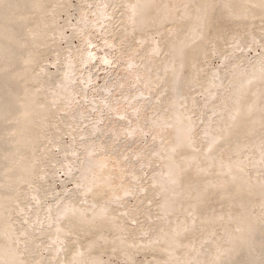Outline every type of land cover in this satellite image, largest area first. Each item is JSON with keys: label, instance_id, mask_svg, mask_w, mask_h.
I'll list each match as a JSON object with an SVG mask.
<instances>
[{"label": "bare ground", "instance_id": "6f19581e", "mask_svg": "<svg viewBox=\"0 0 264 264\" xmlns=\"http://www.w3.org/2000/svg\"><path fill=\"white\" fill-rule=\"evenodd\" d=\"M85 3L123 65L139 58L113 85L136 114L120 129L82 127L98 108L129 116L128 104L124 116L109 101L75 97L74 83L91 79L76 67L94 58L69 47L88 35ZM59 14L70 17L57 24ZM254 46L262 53L247 62ZM211 57L221 68L206 67ZM144 134L152 144L123 164L122 150ZM76 141L86 142L80 153ZM56 167L72 187L43 205ZM112 260L264 264V0H0V264Z\"/></svg>", "mask_w": 264, "mask_h": 264}, {"label": "rangeland", "instance_id": "374dc122", "mask_svg": "<svg viewBox=\"0 0 264 264\" xmlns=\"http://www.w3.org/2000/svg\"><path fill=\"white\" fill-rule=\"evenodd\" d=\"M69 2L72 4V5H75V3H76V0H69ZM85 9L84 10H92V5L91 4H89V3H85ZM89 5V6H88ZM73 8V7H72ZM72 8H70V10L67 12V13H69L70 14V16L68 15V16H63V14H59L58 16H59V18L58 19H61L60 21L58 20V19H56V22H58L57 24H59L62 20L64 21L65 19H68V17H70L68 20H67V23H73V21H74V19H76L75 17H77V15H76V12H74V11H72L73 9ZM87 10L86 11H84V14L86 15V18L88 19V22H90L91 23V26L89 27V28H86V30L89 32V31H91V32H86V30H85V33L86 34H88L87 36H86V40L83 42V43H80V40L79 39H77V38H73V39H70V42H69V47H71L73 50H80V51H82V52H85V51H87L88 50V52L90 51L93 55H94V58H93V61L92 60H90V62L89 61H86L85 63H83V65H81L80 67H76V71L78 70V72H80L81 74H84V71H85V73H91V75H90V73H89V77L93 80H91L90 79V81L83 87V85H82V82L80 81V80H78V81H76L75 83H74V86H73V88H74V90L76 91V95H75V97H77V98H81V99H95V101H97L96 99H98V102H107V101H109V103L110 104H115L114 105V109L116 110V111H118L119 109V111L121 112H123V115L124 116H126L125 114H126V112H127V115L129 114V116L130 115H132V116H126V118L124 119V121H123V118H117V117H115V116H109V114L106 112V111H104L105 109L103 108H98L97 110H98V112L95 110V111H90V112H86V110H85V108L83 109V111H84V113L86 112V114H85V122L83 123V124H85V125H83L82 127H87L89 124H91V122L92 123H95V122H93V121H96V120H100L98 123H97V125H104L105 127H107V126H109V125H111V127H113V125H114V128H116L117 127V129H120V128H122V127H124L125 126V124L127 123L128 125L130 124L129 122L131 121L132 122V118H133V120L135 119V115L136 114H132V112L134 113V111H133V107H134V103L133 104H131L132 102H126V100H124V98H122L121 96H123V91H121L120 89H115V87L113 86V85H115L116 84V82H117V84L119 83V80H122L123 78H122V75H123V73H124V71H126L124 74H130L131 72H132V70L133 69H135L136 70V68L138 67V64H139V58L137 57V55H134V56H136V57H134V58H136V61H134L133 63V65H131L130 67H127V66H125V65H123L124 64V60L123 59H120V52H118L114 47H112V46H110V45H108L107 46V44L106 43H104L105 42V40L103 39L104 37H103V35H105V31L103 32V35L101 34V32H99V31H101V26L100 27H98V28H100V29H98V28H93V25H94V23L92 22V19H94V18H92L93 16H90V12L88 13L87 12ZM73 12V13H72ZM86 12V13H85ZM87 14H88V16H87ZM64 15H66V14H64ZM114 15H117V14H113L112 15V18L114 19ZM64 17V18H63ZM88 17H90V18H88ZM111 18V19H112ZM110 19V20H111ZM58 20V21H57ZM68 21H70V22H68ZM93 24V25H92ZM92 30H91V29ZM89 29V30H88ZM111 29V28H110ZM94 30H95V32H94ZM66 31V30H65ZM100 34H99V33ZM91 33V34H90ZM90 34V35H89ZM94 34V35H93ZM102 35V36H101ZM89 36V37H88ZM107 37H109L108 35H107ZM106 37V38H107ZM88 38V39H87ZM89 39L91 40V43H90V41H89ZM89 41V42H88ZM92 41H93V43H92ZM103 41V42H102ZM120 41V40H119ZM119 41H117L116 43H118L119 44ZM72 42V43H71ZM106 44V45H104V44ZM60 44V47L62 48L64 45H63V43H59ZM58 44V45H59ZM71 44H73V46L75 45V47H73V46H71ZM81 44V47H82V49H80L81 47L79 46ZM86 45V48L84 47V45ZM92 44V45H91ZM102 44V45H101ZM76 46H78V47H76ZM108 48H107V47ZM94 47V48H93ZM102 47V48H101ZM112 49H111V48ZM257 47V46H256ZM255 46L254 47H252V48H250L249 50L247 49V51H248V54H247V51L246 52H244L242 55L245 57L246 56V58H244V60L246 59L247 60V62H252L256 57H257V55H259V54H261L262 53V50L261 49H259L258 47L256 48ZM76 48V49H75ZM77 48H79V49H77ZM84 48H85V50H84ZM254 48H255V50H254ZM87 49V50H86ZM93 49V50H92ZM252 49V50H251ZM96 50V51H95ZM95 53V54H94ZM98 53V54H97ZM101 53V56L99 55ZM103 53V54H102ZM97 54V55H96ZM96 55V56H95ZM103 55H105V56H103ZM117 55V56H116ZM107 56V57H106ZM96 57V58H95ZM98 57L100 58V57H105L106 59H107V63L109 64H104V63H101V62H99V60H98ZM118 58V59H117ZM94 59H96V60H94ZM112 59V60H111ZM215 59V60H214ZM47 60V61H46ZM46 60L44 61V66H46L47 65V62H48V59L46 58ZM98 60V61H97ZM119 60V61H118ZM110 61V62H109ZM114 63V64H110V63H112V62ZM118 61V62H117ZM122 61H123V63H122ZM88 62V63H87ZM99 62V63H98ZM208 62V60L206 61V64H207V68L209 67V68H217V66L219 67V68H221V65H220V63H219V61H218V59L216 60V58H214L213 57V59H212V57L209 59V62ZM46 63V64H45ZM137 63V64H136ZM78 64H80V62H78ZM85 64V65H84ZM86 64H87V66H86ZM103 64V65H102ZM118 64V65H117ZM121 64V65H120ZM108 65V66H107ZM134 65H136V67L134 66ZM211 67H210V66ZM126 67V68H125ZM48 68V70L49 69H52V71L54 70L52 67H50V65L49 66H46V69ZM80 68V69H79ZM87 68V69H86ZM131 68V69H130ZM125 69V70H124ZM80 70V71H79ZM82 70V71H81ZM134 70V71H135ZM51 71V70H50ZM88 71V72H87ZM128 71V72H127ZM133 71V72H134ZM83 72V73H82ZM130 72V73H129ZM132 72V73H133ZM124 76V75H123ZM105 77V78H104ZM110 82H109V81ZM124 82V84L127 82V80H125V81H123ZM79 83H80V85H79ZM91 83V84H90ZM107 83V84H106ZM108 83H110V86L111 87H109L110 88V90L111 91H108V92H102V89H101V86L103 85H105V86H107V85H109ZM128 83V82H127ZM76 85V86H75ZM126 85V84H125ZM129 85V86H128ZM88 86V87H87ZM123 86V85H122ZM127 86H128V91L127 92H129V93H131V92H133L136 88H134L132 85H130L129 83L127 84ZM133 88H132V87ZM77 87H78V91H77ZM87 87V88H86ZM112 87H114V89H111ZM131 87V88H130ZM83 88V89H82ZM99 89H100V91H99ZM133 89V90H132ZM80 90V91H79ZM81 90H82V93H83V95L84 94H86V95H84V97L82 98L81 97V95H82V93H80L81 92ZM116 91V92H113V94L111 95H109V94H107V93H110V92H112V91ZM117 90H119L118 92H117ZM132 90V91H131ZM135 91H137V89L135 90ZM99 92V93H98ZM102 93V94H101ZM120 93H123V94H120ZM129 93H127V94H129ZM78 94L80 95V96H78ZM99 94H100V97H103V98H100L99 97ZM105 94H107V95H105ZM102 95V96H101ZM105 95V96H104ZM160 95V94H159ZM196 95V94H195ZM88 96V97H87ZM93 96V97H92ZM108 96H110V99H109V97H108V100H107V97ZM197 96V95H196ZM116 97V98H115ZM84 99V100H85ZM100 99H104V100H100ZM112 99H114L115 101L113 102V101H111L110 102V100H112ZM118 99V100H117ZM120 99H122V100H120ZM80 100V99H79ZM100 100V101H99ZM119 101V104L118 103H115V102H117V101ZM120 101H121V103H120ZM122 101H123V103H125V104H123L122 103ZM168 101V100H167ZM215 102V101H214ZM126 104H128L127 106L129 107V105L132 107H125V105ZM124 105V106H123ZM119 108H118V107ZM121 106V107H120ZM208 106H210V105H208ZM124 107H125V109L127 110H123L124 109ZM122 109V110H121ZM131 110V111H130ZM126 111V112H125ZM92 112H94L93 114H91ZM198 112V111H197ZM196 112V114H192V115H190V116H194L195 115V119H197V117L199 118L200 117V114L202 113H197ZM205 112H207V111H205ZM95 113L96 114H98L99 115V117H98V115H95ZM87 114H88V116H87ZM90 114V115H89ZM108 114V115H107ZM203 114V113H202ZM197 115V116H196ZM89 116H90V118H89ZM106 116V118H104ZM109 116V117H108ZM145 116H147V113L145 114ZM89 118V119H88ZM93 118V119H92ZM102 118H104L103 120H102ZM111 118V119H110ZM116 118V119H115ZM107 121H106V120ZM110 119V120H109ZM114 119V120H113ZM127 119V120H126ZM205 119V118H204ZM87 120H89V121H87ZM113 120V122H111ZM120 120V121H119ZM130 120V121H129ZM91 121V122H90ZM103 121H104V123H103ZM108 121H110L109 123H108ZM116 121V122H115ZM118 121V122H117ZM129 121V122H128ZM102 124H101V123ZM95 123V124H96ZM123 123H124V125H123ZM107 124V125H106ZM113 124V125H112ZM119 127V128H118ZM63 139H61V141H64V144H67L68 143V138L66 137V136H64V137H62ZM93 137L91 136L90 138L89 137H87L86 138V140L85 141H87V139H89V140H91ZM119 138V139H118ZM116 140L118 141H116L117 143H119L120 141V143H123L124 142V138L123 137H121V139H120V137H118ZM137 137H134L133 139H136ZM147 138H148V134H144V136H142V140L140 141V138L139 139H137L136 140V142L133 144V142L135 141V140H133L131 143H132V145H131V143L127 146V147H125L122 151H123V153L126 155V156H122V159H125V160H121V162L123 161V164L126 162V163H128L127 161H129V160H127V159H129L131 156H132V154L130 155V153H136V152H138V150H139V148L140 147H143V145H147L148 144V141H147ZM149 141H151L150 139H148ZM85 141H83V143H81V144H84V142ZM63 143V142H62ZM86 143V142H85ZM119 143V144H120ZM81 146V148L78 146ZM80 143H78V141H76L75 142V144H74V146H76L77 145V148H80V150H78L77 152L78 153H80L81 152V150H82V146L83 145H81ZM152 143H149V145H147L148 147L151 145ZM146 146V147H147ZM138 149V150H137ZM146 150L147 149H145V151H143V153H144V155H143V158H151V157H149V155H151V152H146ZM245 150H247V152H251V151H253L252 149H248V148H246V149H244V151ZM242 151V150H241ZM53 154H55V158L57 157L58 158V154L57 153H53ZM122 154V153H121ZM57 155V156H56ZM118 155H119V153H118ZM127 155H129V156H127ZM127 157V158H126ZM57 160H59V159H57ZM131 161H133L134 163L132 164V162ZM130 161V164H132V165H134V166H136V162H135V160L134 159H132ZM59 167V166H58ZM58 167H56L55 168V170H57L58 169ZM149 169H151V168H149ZM140 171H142L141 172V175H142V177L143 176H145V174H146V170H143V169H141ZM56 172H57V176H56ZM145 172V173H144ZM54 177H58V178H60V176H62V178H60L59 179V181L60 182H58L57 180H58V178H54L53 177V179H55V181L52 179V178H48L46 181V184H45V182H44V185H46V187H48L49 186V188H50V184H49V182L50 183H52L51 184V190H52V193H51V191H50V194H51V197L52 198H47V199H45L44 201H43V205L45 204H47V205H49V202L51 203V200L52 199H54V198H56V196H57V198L58 197H60V193H59V191H63L62 189H64V187H65V191L66 190H70L71 189V185H72V182L70 181V179L69 178H66V177H64L63 175H62V172H61V169L59 168L57 171H54ZM60 174V175H59ZM59 175V176H58ZM65 180H64V179ZM57 179V180H56ZM63 179V180H62ZM68 179H69V181H68ZM51 180V181H50ZM57 181V182H56ZM62 181L64 182L63 184H62ZM59 183V184H58ZM141 182H137V184H140ZM65 185V186H64ZM141 185V184H140ZM53 186V187H52ZM61 186V187H60ZM138 186V185H137ZM62 188V189H61ZM54 189H56V190H54ZM50 190V189H49ZM53 190L55 191V192H53ZM23 191H25V190H23ZM67 192V191H66ZM54 193H56V194H54ZM135 193V191L131 194V195H129L127 198H126V200H125V202L127 203V204H125L126 206H128L129 207V205H131L132 206V203L134 202L133 201V199L135 198V197H137V195L136 194H134ZM133 195H135V196H133ZM130 197V198H129ZM49 201V202H48ZM46 202V203H45ZM130 206V207H131ZM127 207V208H128ZM13 225H15V224H13ZM41 254H44V252L42 251V252H40ZM40 254V255H41ZM142 254H140V255H135V257H134V259L135 260H140V259H143V257H144V259H147L148 258V255L147 254H144L143 256H141ZM100 257H102V259L103 260H106V259H104L105 258V256L104 255H101ZM104 257V258H103ZM112 262H113V264L115 263V264H119V262L118 261H114V260H112Z\"/></svg>", "mask_w": 264, "mask_h": 264}]
</instances>
